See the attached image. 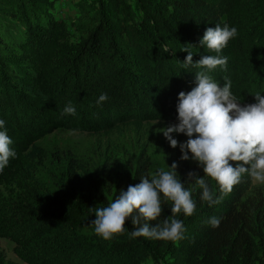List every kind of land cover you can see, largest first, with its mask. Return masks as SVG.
I'll list each match as a JSON object with an SVG mask.
<instances>
[{"label":"trees","instance_id":"1","mask_svg":"<svg viewBox=\"0 0 264 264\" xmlns=\"http://www.w3.org/2000/svg\"><path fill=\"white\" fill-rule=\"evenodd\" d=\"M223 2L85 4L75 21L81 42L59 69L43 74L34 87L29 75L37 66V41L61 27L52 17V0H0V119L12 125L0 131H7L16 153L0 173V238L14 243L18 259L26 264H133L147 255L167 258L169 264H264V188L246 197L253 182L248 175L227 195L205 178L220 200L209 205L201 200L202 189L188 178L190 172L202 178L203 169L182 160L179 146L170 149L168 165H177V178L192 191L196 203L192 216L175 217L183 221L184 238L176 244L133 238L131 232L138 226L129 218L124 235L104 241L94 232L95 211L114 202L129 185L149 178L144 153L132 173H116L112 192L86 171L80 173L71 159L61 183L49 185L40 171L44 157L36 161L31 154L36 140L58 129L97 133L128 123L177 118L179 93L196 86L195 73L200 71L183 66L188 53L182 49L191 45L194 63L201 56L216 55L199 43L207 28L223 27ZM164 45L169 51L164 52ZM234 45L230 40L220 53L228 58L226 70L218 67L209 74L221 87L225 77L230 79L231 92L240 103H256L257 93L264 96V48L258 65H243L234 55ZM101 94L108 99L97 104ZM69 104L75 115L64 114ZM161 203L162 215L152 224L173 218L172 204L162 194ZM213 216L221 219L217 228L208 223ZM0 264H9L3 255Z\"/></svg>","mask_w":264,"mask_h":264},{"label":"clouds","instance_id":"2","mask_svg":"<svg viewBox=\"0 0 264 264\" xmlns=\"http://www.w3.org/2000/svg\"><path fill=\"white\" fill-rule=\"evenodd\" d=\"M236 35L237 29L227 25L207 28L199 45L206 46L216 55L201 56L195 63L191 45L183 47L182 51L188 53L183 66L200 69L195 73L196 86L188 93H179L178 123L159 129L172 148L178 145L173 133L188 137L179 145L181 159L189 160L190 152L191 159L203 169L202 178L194 172H190L188 178L202 189L201 200L209 205L220 200L205 178L214 181L222 195L230 194L244 175L264 184V96L257 93L256 103L241 106L231 92V80L225 77L226 82L221 87L209 74L218 67L226 70L228 58L220 53ZM163 50L167 52L169 48L164 45ZM107 99L106 94H101L97 104ZM64 114L75 115V108L67 105ZM4 125L5 121L0 119V129ZM12 143L7 131H0V173L10 158L16 157L10 147ZM168 168L170 170L159 169L151 178H141L139 184L129 185L127 191L121 190L114 202L97 208L93 221L95 234L104 241H111L126 233V222L131 218L133 226H138L131 232L133 238L144 237L174 244L182 240L186 229L183 221L175 217L181 213L192 216L196 203L192 191L177 178V165L173 163ZM161 194L164 201L171 202L173 218L152 224L150 222L158 221L163 212ZM208 223L217 228L221 219L213 216Z\"/></svg>","mask_w":264,"mask_h":264},{"label":"rangeland","instance_id":"3","mask_svg":"<svg viewBox=\"0 0 264 264\" xmlns=\"http://www.w3.org/2000/svg\"><path fill=\"white\" fill-rule=\"evenodd\" d=\"M101 1L103 0H52V17L61 27L52 35L40 37L37 41L36 48L39 53L37 66L35 72H31L33 75H29L34 87H38L42 82L43 74L46 77L50 71L59 69L81 42L82 32L75 21L80 16L82 7L85 4L96 7ZM223 5L227 11V14L221 16L223 27L227 25L229 28L237 29V35L231 39L235 44L234 55L240 57L243 65L247 63L258 65L260 53L264 48L263 1L224 0ZM248 51L250 54L246 55ZM35 94L41 95L39 91ZM36 99L38 100V96ZM240 105L247 104L240 103ZM9 123V121L5 122L7 125L5 128L12 126ZM177 123V118L136 122L97 133L58 129L36 140L31 154L36 161L39 160L38 157H44L40 171L44 181L49 185L61 183L71 159L77 163L80 173L86 171L92 180L104 187L106 192H112L116 173H132L142 153L146 158L149 178L159 169L170 170L166 153L170 149L175 151L180 144L187 141L188 137L173 133L172 137L178 141V145L172 148L159 129ZM188 155V163L198 165L191 159L190 152ZM260 187L264 188V184L253 180L251 190L246 197H253L255 190ZM84 233L90 232L84 231ZM14 246L10 240L0 238V255H3L9 264H26L15 256ZM168 261L167 258L155 260L147 255H141L133 264H169Z\"/></svg>","mask_w":264,"mask_h":264}]
</instances>
